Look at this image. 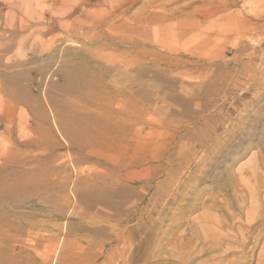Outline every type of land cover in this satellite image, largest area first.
<instances>
[{
    "label": "rangeland",
    "instance_id": "obj_1",
    "mask_svg": "<svg viewBox=\"0 0 264 264\" xmlns=\"http://www.w3.org/2000/svg\"><path fill=\"white\" fill-rule=\"evenodd\" d=\"M51 1L0 0V92H18L22 103L0 105L2 115L6 105L14 111L10 142L20 155V167L1 173L31 176L27 191H0V254H25L28 264H42L46 254L51 264L56 254L57 264H264V28L242 20L256 14L254 3L208 19L203 5L219 0H179L175 28L158 41L151 32L145 43L137 32L112 41L89 29L71 42L59 31L22 41L16 12L43 28L45 15L60 8ZM53 38L65 51L58 59L78 61L70 67L80 83L74 94L54 76L60 60L39 57ZM140 48L158 53L160 63ZM5 130L0 146L8 144ZM205 130L222 154L205 156L188 175L178 146L193 136L196 147ZM26 139L30 147L18 145Z\"/></svg>",
    "mask_w": 264,
    "mask_h": 264
},
{
    "label": "bare ground",
    "instance_id": "obj_2",
    "mask_svg": "<svg viewBox=\"0 0 264 264\" xmlns=\"http://www.w3.org/2000/svg\"><path fill=\"white\" fill-rule=\"evenodd\" d=\"M53 1V0H52ZM51 1V2H52ZM55 1V2H54ZM52 3H55V4H59L60 5V8H59V11L58 12H55L53 13L54 11H52L51 13H49L48 15L46 14L45 16H49V21L47 24L44 25V23L41 24V22H39L38 25H44L43 28L42 27H37V23H34L33 19H30L29 18H25L23 15H22V12H19L17 11L16 12V15H15V19L13 20L14 23H13V29L16 33L20 34L21 37L24 38V40L22 41H26L28 37L25 38V36H29L31 35V37L33 36V34H35V32H39L42 36L45 35V34H52V33H55V32H62L63 34H65V39L66 41L68 42H71L73 39L77 38V32L78 30H82V29H89V30H93V31H104V32H107L108 34L110 33V37H108V40H114V37L120 33V32H125L128 33V34H132L131 32H137L139 35H140V39L141 41L143 42L145 40V38L143 37H146V32H151V34L154 35V40L155 41H158V37H160L159 35H161L162 33H165L166 31H169V30H173L175 28L174 25L176 20H177V15H178V1L179 0H54ZM188 1H191V0H188ZM212 1V0H211ZM252 2L254 3L255 5V10L252 11V12H255L256 14H253V16H249L247 15L246 13V20L243 18V22H245L246 24H251V26H253V28L255 27L257 29L256 26H261L262 28H264V0H219L218 2L219 3H216V2H208L207 4L203 5V8L205 10H203L202 14L204 18H216L218 15H226L225 12H229V11H232L233 9H236L240 6V4L242 5V3H246V2ZM203 2V1H202ZM31 3V2H30ZM137 3H141V7H139L140 10H138L139 12L137 13H133L131 14L130 11L131 9H133ZM196 6V5H195ZM87 7H95V8H99L98 10H94V11H88L89 9ZM87 8V10H86ZM194 8V7H193ZM195 9H199L198 7H196ZM55 10V9H54ZM83 10V11H82ZM92 10V9H91ZM136 10V9H135ZM240 10V8H239ZM49 11V10H48ZM56 11V10H55ZM82 11V12H81ZM250 11V10H249ZM132 12V11H131ZM251 12V13H252ZM224 13V14H223ZM230 13V12H229ZM221 15V16H222ZM224 15V16H225ZM238 13H231L229 15H227L226 17H231V18H235L237 17ZM45 16L44 15H41L38 14V19L40 20H44L45 19ZM241 16H244V14H242ZM244 16V17H245ZM19 18V19H18ZM221 18H224V17H221ZM70 20L68 23H62L63 21L62 20ZM219 19V18H218ZM217 19V20H218ZM65 21V22H66ZM36 22V21H35ZM7 23V22H6ZM212 24H217L215 21H213ZM46 26V27H45ZM40 28L38 30H36L37 28ZM40 30V31H39ZM255 30V29H254ZM260 31V30H259ZM130 32V33H129ZM93 33V32H92ZM136 33V34H137ZM171 33V32H170ZM81 34V33H79ZM243 34V33H241ZM246 34V33H244ZM13 35V34H12ZM19 35V36H20ZM54 35V34H53ZM129 35V36H130ZM18 36V37H19ZM107 36V34H106ZM137 36V35H135ZM119 37H121V35H119ZM123 37V36H122ZM139 37V36H138ZM247 37V36H246ZM249 37V36H248ZM30 38V37H29ZM33 38V37H32ZM69 38V39H68ZM79 38V37H78ZM117 38V37H116ZM115 38V39H116ZM54 40L48 44V45H42L43 48L42 50H40L39 53V57L41 58H48L49 59H58V57L62 54L64 55V50L61 48V45L57 43H59V39H55L53 38ZM87 39V38H86ZM106 39V38H105ZM120 39V38H119ZM174 39V38H173ZM237 39V38H236ZM241 39V37H240ZM245 39L242 38V40ZM71 40V41H70ZM123 40V39H121ZM133 40V39H132ZM138 40V39H137ZM238 40V39H237ZM236 40V41H237ZM115 41V40H114ZM118 40H116L117 42ZM140 41V40H139ZM139 41H135L136 43L134 44L135 46H138L140 47V44L141 42ZM150 41V40H149ZM61 42V40H60ZM111 42V41H110ZM120 42V40L118 41V43ZM238 42H241V41H238ZM43 43V42H42ZM145 43V41H144ZM130 44V43H129ZM132 45V43H131ZM1 46V45H0ZM41 46V45H40ZM161 46V45H160ZM35 47V46H34ZM157 48V47H156ZM141 49V48H140ZM32 50V49H30ZM157 52V51H156ZM33 55H37V51L35 52V50L32 52ZM67 53V52H66ZM138 53V52H137ZM136 53V55H137ZM141 54L143 56H147L149 55L147 53V51L145 50V48H142L141 49ZM33 56V57H34ZM67 56V54H66ZM99 56V55H98ZM141 56V55H140ZM149 56H151L152 58H154L153 60H155L157 63H160V55H158V53H155V52H152ZM148 56V57H149ZM32 57V55H31ZM38 57V58H39ZM63 58L61 59H58L60 60L57 64V67H55V73H54V76L58 77L60 81L63 82V86L65 87L66 89V93H76L74 90V87L73 86H78L80 83H76L78 81V78H76L72 71H70V67L72 68L73 64L77 63V59L76 60H71L69 57L68 59L65 57V56H62ZM134 57H137V56H134ZM139 57V56H138ZM37 58V59H38ZM39 58V59H41ZM75 58V57H73ZM110 58V57H109ZM143 59V58H142ZM85 60V59H84ZM112 60H114V58H112ZM127 59H125L126 61ZM80 61V60H79ZM88 61V60H87ZM106 63H113L111 62V58L110 59H105ZM116 61V60H115ZM114 61V63H116ZM130 61V60H129ZM22 62V61H21ZM24 62V61H23ZM89 62H91L89 60ZM133 62V61H131ZM136 62V61H135ZM28 63V62H27ZM81 63V62H80ZM98 63V62H96ZM128 63V62H126ZM125 63V64H126ZM82 65H84L83 63H81ZM124 64V65H125ZM23 65V64H22ZM21 65V66H22ZM56 66V64H54ZM53 65V66H54ZM72 65V66H71ZM86 65V64H85ZM105 65V63L103 64ZM128 65V64H127ZM125 65V66H127ZM132 65V63L130 64ZM135 65V64H134ZM159 65V64H158ZM8 66V65H7ZM25 66V65H24ZM78 66V64H77ZM18 67V66H17ZM47 67V66H46ZM79 67V66H78ZM82 67V66H81ZM94 67V66H93ZM108 67V65H107ZM129 68V66H127ZM54 68V67H53ZM106 68V67H105ZM104 68V70H105ZM109 68V67H108ZM110 69V68H109ZM38 71V70H37ZM106 71V70H105ZM82 73V72H81ZM84 73V71H83ZM263 74V72H262ZM88 75H91L92 74H88ZM78 76V75H77ZM84 76V75H83ZM87 76V75H86ZM255 76V74H254ZM253 76V77H254ZM248 77V76H247ZM249 77H251L249 75ZM259 77V76H258ZM257 77V78H258ZM91 79V78H90ZM248 79V78H247ZM251 80V78H249ZM253 79V78H252ZM255 79V78H254ZM92 80V79H91ZM261 80V79H260ZM89 81V80H88ZM87 81V82H88ZM252 81V80H251ZM249 81V82H251ZM256 81V80H255ZM263 81V80H262ZM91 82V81H90ZM248 82V84H249ZM257 82V81H256ZM256 82H251L252 83H256ZM261 82V81H260ZM92 84V83H91ZM260 85V83H258ZM82 85V84H81ZM80 86V85H79ZM263 86V85H262ZM87 87V85H86ZM246 87V86H245ZM259 87V86H258ZM261 87V85H260ZM250 89V88H249ZM68 90V92H67ZM84 92V91H83ZM1 96L0 97V105H3V104H11L13 105L14 103H21V99L18 98L19 96L17 95V93L14 94L13 92V95L11 92H7L6 89L5 91L1 90ZM80 93V92H79ZM252 93V92H250ZM10 94V95H9ZM12 95V96H11ZM257 95V94H256ZM68 96V95H67ZM70 96V95H69ZM74 96V95H72ZM252 96V95H251ZM255 96V95H254ZM75 97H77L75 95ZM238 98V97H237ZM252 98V97H251ZM72 99V97H71ZM74 100V99H73ZM72 101V100H71ZM24 103V102H23ZM235 103V102H234ZM22 104V103H21ZM27 104H30L29 102ZM72 104V103H71ZM16 105V104H15ZM242 105V104H240ZM24 106V105H23ZM235 106V105H234ZM252 106V105H251ZM231 107V106H230ZM233 107V106H232ZM231 107V108H232ZM241 107V106H240ZM4 108H6L5 112L6 114L5 115H2L0 114V127H2L3 125L6 127V132L7 134L9 135L8 141H7V145L5 146H2L4 144V142H2L3 144L0 146V191L1 192H4V193H8V197H9V194H14V193H17L21 190H25L27 191L26 189L28 188L27 185H31V180L29 181V178H27V181L25 180L26 178L24 177H19V175H13V176H9V177H3L4 174L1 173L2 171H6L9 167H15V168H18L20 167L19 166V162L20 160L18 161L19 158H17V156H20V155H17L15 156L14 154V151H16L17 149H15V146L14 144H12L10 141H12L14 138V132H15V127H14V111L11 112L9 108V106H5ZM234 108V107H233ZM243 108V107H242ZM246 108V107H245ZM236 109V108H235ZM234 109V110H235ZM248 110V109H247ZM241 112V111H240ZM4 113V112H3ZM237 114V113H236ZM261 116V115H260ZM123 118V117H122ZM232 118V117H231ZM239 118V117H238ZM219 119V118H218ZM7 125H6V124ZM221 123V122H220ZM246 123V122H245ZM234 124V123H233ZM208 125V124H206ZM205 125V126H206ZM220 125V124H219ZM240 125V124H239ZM210 126V125H209ZM221 126V125H220ZM26 127L27 129L30 128V124L28 121H26ZM208 127V126H207ZM239 127V126H238ZM5 129V128H4ZM165 129V128H164ZM203 129V128H201ZM223 130V129H222ZM216 132V131H215ZM194 134V133H193ZM113 135V134H112ZM191 136V135H190ZM211 135V132L208 131V130H205V131H202L201 132V138L199 140H195L196 143V147L193 146L195 143L193 142V136H191V139L190 141H188L187 144L185 143H182V144H179V158L181 159V164H183L186 168H187V171H188V175H189V171L192 170L191 169V166L193 167V165L195 166V168H199L198 166H200L202 164V161L204 159L205 156H209L211 155L212 153H215V154H219L221 153L222 154V150L219 149L221 148L219 146L218 148V145L220 144L217 140V138L213 139ZM217 137V136H216ZM220 138V137H219ZM223 139V138H222ZM231 139V138H230ZM31 139H26V141L24 142H21V141H16L18 142V145L19 146H22V147H30L31 146ZM51 140V139H49ZM4 141V139H3ZM254 141V140H253ZM51 142V141H49ZM220 142L223 143V141L221 140ZM120 143V142H119ZM153 143V142H152ZM228 143V142H227ZM144 144V143H143ZM230 144V143H228ZM227 144V145H228ZM232 144V143H231ZM126 145V144H125ZM156 145V144H155ZM168 145V144H167ZM221 145V144H220ZM127 146V145H126ZM121 147V146H120ZM224 147V146H223ZM238 147V146H237ZM114 149V148H113ZM167 149V148H166ZM199 149V151H201L199 153V151H197ZM148 150V149H147ZM162 150V149H160ZM205 150V152H204ZM19 151V150H18ZM17 151V153H18ZM111 151V150H110ZM114 151V154L115 155L116 153L119 152L118 149L116 150H113ZM163 151V150H162ZM161 151V152H162ZM176 153V152H175ZM178 153V151H177ZM19 154V153H18ZM107 154V153H106ZM203 154V155H202ZM206 154V155H204ZM226 154V153H225ZM45 155V154H44ZM106 158H112L113 156L112 155H106L105 156ZM154 157V156H153ZM27 158H28V155H27ZM159 158V157H158ZM166 158V157H165ZM174 158V157H173ZM215 158V157H214ZM170 160V159H169ZM214 160V159H213ZM113 161V160H112ZM198 161V162H197ZM211 161V160H210ZM23 162V161H22ZM21 162V163H22ZM24 163V162H23ZM46 164H43L42 166L44 167ZM50 165V164H49ZM204 165V164H203ZM24 166V164H23ZM41 166V168H43ZM125 166V165H124ZM28 167V166H27ZM48 168V166H46ZM51 167V166H50ZM160 167V166H159ZM164 167V166H163ZM168 167V166H167ZM40 168V170H41ZM46 168V169H47ZM52 168V167H51ZM58 168H61L60 166ZM114 168V167H113ZM123 168V167H122ZM184 168V169H186ZM30 169V168H29ZM32 169V168H31ZM49 169V168H48ZM57 169V168H56ZM62 169V168H61ZM125 169V168H124ZM170 169H173V168H170ZM27 170V169H25ZM23 170V171H25ZM39 170V168H38ZM36 170V171H38ZM45 170V169H43ZM59 170V169H58ZM118 170V169H117ZM169 170V169H168ZM182 170V169H181ZM10 171V170H9ZM17 171V170H16ZM23 171H19V172H23ZM47 171V170H46ZM50 171V170H49ZM170 171V170H169ZM8 172V170H7ZM5 172V173H7ZM11 172V171H10ZM17 172L18 174H21ZM40 172V171H38ZM43 171H41L40 173L42 174ZM51 172V171H50ZM53 172V171H52ZM51 172V173H52ZM9 173V172H8ZM29 172H27L28 174ZM33 173V172H32ZM32 179H33V175L32 174ZM48 173V172H47ZM172 173V172H171ZM173 173H174V170H173ZM1 174H3L1 176ZM39 175V173H36ZM45 174V173H44ZM169 174V172H168ZM10 175V174H9ZM26 175V173H25ZM43 175V174H42ZM171 175V174H170ZM178 175V174H177ZM168 176V175H166ZM180 176V175H178ZM186 176V174H185ZM41 177V176H40ZM40 177L37 179L39 180ZM161 177V176H160ZM190 177V176H189ZM188 177V178H189ZM35 178V177H34ZM37 178V177H36ZM155 178V176H154ZM170 179L174 180L175 177H170ZM60 179V178H59ZM165 179V178H164ZM168 179V178H167ZM192 178H190L189 182L192 183L191 181ZM176 180L177 182L175 183L178 184V183H181L180 180L177 179L176 177ZM35 182V180H33ZM33 181H32V184H33ZM175 182V181H174ZM162 183V182H161ZM164 184V183H163ZM174 185V186H175ZM162 186V185H161ZM169 186V185H168ZM167 186V187H168ZM173 186V185H172ZM178 186V185H177ZM176 186V187H177ZM183 187V185H181ZM224 186V185H223ZM30 187V186H29ZM61 187V186H60ZM63 187V186H62ZM171 187V186H170ZM162 188V187H161ZM175 188V187H174ZM224 188V187H223ZM171 189V188H170ZM179 189V187L177 188V190ZM165 190V189H164ZM176 190V188H175ZM173 191V190H172ZM179 191V190H178ZM177 191V192H178ZM29 192V191H28ZM27 192V193H28ZM174 193V192H173ZM181 193V190L180 192ZM184 193V192H183ZM26 194V193H25ZM2 195V194H1ZM22 195V194H21ZM4 196V195H3ZM24 197V195H23ZM170 197V196H168ZM26 198V197H25ZM176 198V197H175ZM20 200V199H19ZM7 201V200H6ZM16 200H14L15 202ZM1 202V201H0ZM12 202V203H14ZM17 202V201H16ZM15 202V203H16ZM37 202V201H36ZM2 203L3 205L6 204V202L4 203L3 200H2ZM11 203V202H10ZM9 203V204H10ZM11 203V204H12ZM24 202H21V203H16V204H13L17 207V205H23ZM26 204V203H25ZM8 205V204H6ZM5 205V206H6ZM39 205V204H38ZM37 205V206H38ZM192 205V204H190ZM2 206V205H1ZM4 206V207H5ZM28 206V205H27ZM26 206V208H27ZM31 206V205H30ZM10 207V206H9ZM23 207V206H22ZM25 207V205H24ZM12 208V207H11ZM3 209V207L1 208ZM8 209V208H7ZM16 210V209H15ZM21 210V209H20ZM2 211V210H1ZM4 211V210H3ZM13 211V210H12ZM160 211V210H159ZM189 211V210H188ZM11 212V211H10ZM157 212V211H156ZM165 212V211H164ZM227 212V211H226ZM3 212H1L2 214ZM4 213H7V211H5ZM24 214V213H23ZM157 215V214H156ZM155 215V216H156ZM12 216V215H11ZM8 217V216H7ZM16 217V216H15ZM1 218V217H0ZM14 218V217H12ZM3 219V218H1ZM9 219V218H8ZM6 220V218H5ZM4 220V221H5ZM163 220V219H162ZM195 220V219H193ZM3 221V220H2ZM3 221V223H4ZM13 221V220H12ZM191 221V220H190ZM196 222V220L194 221ZM10 223V222H9ZM16 223V222H15ZM156 223V222H155ZM181 224V225H180ZM178 225L179 228L182 226L183 223H180ZM190 225V224H189ZM262 225V224H261ZM8 226V225H6ZM5 226V227H6ZM191 226V225H190ZM177 227V226H176ZM197 229V228H196ZM159 231V230H158ZM169 232V231H168ZM158 233V232H157ZM166 233V232H165ZM182 233V232H181ZM191 241L197 237L196 236V232L195 230H191ZM163 234V233H162ZM170 234V233H169ZM198 234V233H197ZM260 235V234H259ZM132 236V235H131ZM157 236V235H156ZM159 236V235H158ZM180 236V235H179ZM261 236V235H260ZM162 237V236H161ZM205 237V236H204ZM258 237V236H257ZM168 239V238H167ZM176 239V238H174ZM191 241H187L188 243V246L189 244L191 243ZM259 240L256 239L255 242H258ZM176 242V241H175ZM170 243V242H169ZM172 244V243H171ZM165 245V244H164ZM172 245H175V244H172ZM254 245V244H253ZM248 246V245H247ZM254 247H256L254 245ZM11 248V247H10ZM164 248V247H163ZM15 249V248H14ZM2 250V249H0ZM12 250V248H11ZM9 251V250H8ZM160 251V250H159ZM167 251V250H166ZM157 253V252H156ZM208 253V252H207ZM59 254H56L55 255V258L52 262V264H57L58 262V258H59ZM78 258V257H76ZM188 260V259H187ZM77 261V260H76ZM188 261H191V260H188ZM70 262V261H69ZM187 262V261H185ZM29 262L26 261V258H25V254H0V264H28ZM60 263V262H58ZM81 263V262H80ZM83 263V262H82ZM183 263V261H182ZM261 263V262H260ZM42 264H51V256L50 255H45L43 258H42ZM180 264V262H179ZM185 264V263H183ZM186 264H189V263H186Z\"/></svg>",
    "mask_w": 264,
    "mask_h": 264
}]
</instances>
